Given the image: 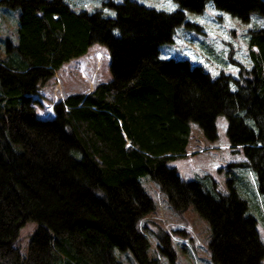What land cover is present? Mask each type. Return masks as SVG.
<instances>
[{
	"label": "trees",
	"instance_id": "obj_1",
	"mask_svg": "<svg viewBox=\"0 0 264 264\" xmlns=\"http://www.w3.org/2000/svg\"><path fill=\"white\" fill-rule=\"evenodd\" d=\"M171 1L174 9L165 11L103 0L114 12L108 16L63 0H0L18 10L16 42L0 56V264H123L114 246L136 264H160L147 256L135 226L152 208L138 182L146 174L169 207L180 211L191 202L207 219L214 264H260L255 220L230 180L228 193L215 197L197 180H180L167 163L187 154L190 120L213 140L222 115L228 146L240 148L239 164L254 171L264 194V1L209 0L240 21L250 13L262 18L247 29L250 66L236 63L235 77H210L186 59L157 56L184 11L197 13L208 2ZM93 42L106 49L110 78L51 101L52 115L37 117L31 94ZM25 221L35 228L21 251L17 230ZM156 238L171 261L168 233L158 228Z\"/></svg>",
	"mask_w": 264,
	"mask_h": 264
},
{
	"label": "rangeland",
	"instance_id": "obj_2",
	"mask_svg": "<svg viewBox=\"0 0 264 264\" xmlns=\"http://www.w3.org/2000/svg\"><path fill=\"white\" fill-rule=\"evenodd\" d=\"M74 10L91 11L99 8L104 15L112 16L114 12L102 6L103 0H63ZM121 1V0H113ZM144 6L158 10L171 11L175 3L171 0H135ZM264 1V0H263ZM201 11L195 13L184 11L183 22L174 27L171 41L158 46L159 58H182L190 64L200 65L210 77L219 71L236 76L238 65L249 67L246 53L247 29L262 25V18L250 13L248 20L240 21L228 13L212 7L206 2ZM16 8H7L0 4V56H3L9 42H16ZM187 22V23H186ZM106 49L98 43L87 47L84 54L62 63L53 75L39 84L37 93L33 94V109L38 117L49 118L52 115L51 101L60 99L72 92H86L96 81H107L111 74L108 70ZM215 138L204 136L200 127L192 120L188 122V141L185 145L186 155L168 160L167 166H173L181 180H197L204 190L217 197L228 193L226 181L229 179L234 192L245 200V213L254 218L262 255L259 260L264 264V194L257 191L254 171L239 164L245 160L240 148L228 146L224 134L225 120L222 115L214 119ZM138 182L149 198L152 208L136 219L135 226L143 233L148 247L147 256L157 257L160 264H214L211 261L208 246L210 235L207 219H204L191 202L176 211L169 207L166 197L149 175L138 177ZM35 224L25 221L17 230L20 250L28 241ZM158 228L168 233L173 258L159 253L156 238ZM179 229L181 233L173 232ZM112 254L123 264H136L129 251L112 248Z\"/></svg>",
	"mask_w": 264,
	"mask_h": 264
},
{
	"label": "crops",
	"instance_id": "obj_3",
	"mask_svg": "<svg viewBox=\"0 0 264 264\" xmlns=\"http://www.w3.org/2000/svg\"><path fill=\"white\" fill-rule=\"evenodd\" d=\"M31 97H33L34 98V95L33 94H31ZM41 117V116H40ZM185 149V148H184ZM186 150V149H185Z\"/></svg>",
	"mask_w": 264,
	"mask_h": 264
}]
</instances>
